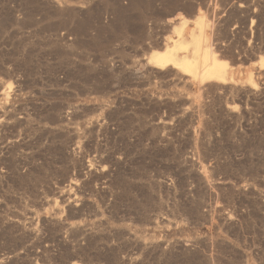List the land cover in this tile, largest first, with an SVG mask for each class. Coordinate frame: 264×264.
<instances>
[{
    "label": "rangeland",
    "instance_id": "obj_1",
    "mask_svg": "<svg viewBox=\"0 0 264 264\" xmlns=\"http://www.w3.org/2000/svg\"><path fill=\"white\" fill-rule=\"evenodd\" d=\"M0 264H264V0H0Z\"/></svg>",
    "mask_w": 264,
    "mask_h": 264
},
{
    "label": "bare ground",
    "instance_id": "obj_2",
    "mask_svg": "<svg viewBox=\"0 0 264 264\" xmlns=\"http://www.w3.org/2000/svg\"><path fill=\"white\" fill-rule=\"evenodd\" d=\"M201 24H199L198 30H195L196 33L190 32L189 41L181 39L182 29H180L177 32L178 39L174 41L173 48L151 53L148 62L152 64L153 68L163 70L170 67L182 76L197 80L200 83H225L227 80L225 75L226 64L219 60L211 50L209 38L205 33L207 26Z\"/></svg>",
    "mask_w": 264,
    "mask_h": 264
}]
</instances>
